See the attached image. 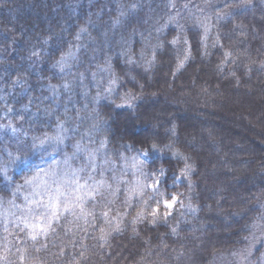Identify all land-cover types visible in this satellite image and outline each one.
Returning <instances> with one entry per match:
<instances>
[{
  "label": "trees",
  "instance_id": "obj_1",
  "mask_svg": "<svg viewBox=\"0 0 264 264\" xmlns=\"http://www.w3.org/2000/svg\"><path fill=\"white\" fill-rule=\"evenodd\" d=\"M186 2L0 0V125L17 129L0 127V163L9 161L8 152L31 144L32 137L55 134L63 122L59 167L56 162L44 172L64 170L65 153L71 155L77 142L86 151L71 165H87V150L98 148L106 136L109 142L97 154L92 175L99 178L103 172L110 182L113 175L131 180L132 172L117 154L132 156L135 148L129 151L122 144L162 147L172 140L195 164L192 189L180 186L198 208L193 213L179 206L156 224L150 216L132 224L142 205L133 199L126 206L121 184L118 197L106 194L86 205L94 219L62 215L54 232L34 242L29 229L16 227L31 191L13 190L23 183L24 171L16 174L11 165L8 175L15 181L0 176V206L12 215L0 219V249H6L8 264H220L223 256L244 246L254 221L264 222V0L223 2L208 12V31ZM219 13L230 15L219 18ZM188 47L191 57L178 71ZM153 55L149 66L146 60ZM113 75L118 82L109 95L105 89ZM130 90L138 96L134 110L117 108L119 97ZM93 109L107 121L98 129L92 127ZM150 118L155 130L145 123ZM172 123L178 139L167 132ZM24 151L25 161L35 157ZM105 156L115 165H105ZM165 159L152 154L146 169L163 165L168 184L183 163ZM107 199L114 203L106 208ZM108 209L109 220L121 221L118 232L102 216ZM101 229L110 233L107 242L99 239Z\"/></svg>",
  "mask_w": 264,
  "mask_h": 264
},
{
  "label": "snow or ice",
  "instance_id": "obj_2",
  "mask_svg": "<svg viewBox=\"0 0 264 264\" xmlns=\"http://www.w3.org/2000/svg\"><path fill=\"white\" fill-rule=\"evenodd\" d=\"M137 7L136 4L130 5V9L135 10ZM172 7H175L172 4ZM187 7V5H185ZM123 11L121 15H125ZM230 15V13H219L218 17L223 18L224 16ZM172 19V18H170ZM119 22V21H117ZM177 27L181 28L182 26L177 24ZM85 29H82L84 31ZM207 31V29L205 30ZM180 38H174L170 43L176 45L179 42ZM160 47V45H157ZM37 55V53H33ZM66 55H72L71 52ZM143 56V52L141 53ZM231 53H225V56H230ZM191 51L190 47L184 49V57L177 64V70L179 71L184 67L185 62L190 59ZM64 57H61L63 60ZM155 56L153 55L151 60H146V64L149 66L154 63ZM129 62H134L132 57H129ZM58 64L61 61L57 62ZM61 70H63L61 66ZM133 79H135L133 77ZM118 77L113 75L112 79L108 82V87L105 89L106 93L109 95L114 91V87L117 85ZM55 87V86H53ZM67 87V85H65ZM142 87V86H141ZM94 99H98L94 98ZM120 103L116 104L117 108L127 107L129 110H134L138 96L131 90L124 95L119 97ZM115 103V101H113ZM93 112V129H98L99 125L107 124V121L104 117L100 116L95 109ZM2 128H12V131L15 132L17 129L11 124L0 125ZM66 129L64 128L63 122L57 123L56 132L53 135L47 133L44 134L43 138L39 136L32 137L31 144H25L17 152H8L9 161L6 163H0V176L5 180L11 182V177L8 175V168L11 165L22 164L25 160L28 159L27 154L24 149L26 148L29 152H38V151H47L49 148H55L57 151L60 150V146L64 144ZM168 134L171 137L178 139L177 126L172 123V126L167 130ZM108 138L105 136L99 144V147L96 149L87 150V160L88 164L81 166L79 168H73L71 161L78 157L79 153L85 152L86 149L82 147L80 142H77L73 145V152L71 155L65 153L63 164L66 166L64 170L57 171L56 169L50 168L47 172H44L43 169H37L33 175L24 177L23 183L16 185V191L19 192L22 188L27 185L32 189L28 195L25 196L27 204L24 206L25 213L19 217H16V221L19 223L16 224V227L24 225L25 228L29 229L28 238L34 242H38V238L43 236L47 238L49 234L54 232L53 225L55 222L61 219L62 215L68 214L72 215L77 219H84L87 221L88 217L95 218L93 213L88 211L86 205L95 201L97 197L101 199H106V194L111 197H118L121 191L120 185H125V198L124 204L126 206H131V201L136 199L142 205V209L136 212L135 217L132 219L131 223L136 224L137 221H143L147 216L151 217V223L156 224L161 218L167 219L172 215V210L175 209L176 205L179 204L181 207L185 208L189 212H196L198 208L191 203V197H188L185 193L177 192H166L162 190V177L165 176L167 169L161 165L155 171H146L148 166V160L152 154L158 153L162 157H166L165 163H171L172 160L179 161L183 163V167H180L177 172L174 173V178L172 180V186L174 187L179 180L181 183H186L189 187V190L193 187V181L191 179L195 164L191 161V157L186 155L184 152L176 148L174 141L170 140L168 143L163 144L161 147L156 142H151L148 146L136 148L134 143L122 144V148H126L129 151L135 148V155L126 156L123 152H118L119 159L123 162L124 169H132L133 177L132 180L125 179L124 175H113L111 182L108 178L100 173L99 178H96L92 175V172L96 171L95 160L97 154L106 149L108 144ZM116 161L112 160L110 157L105 156L104 164L105 165H115ZM155 163V161H153ZM57 167H59V162H57ZM86 168H91V171L87 173L86 176H81V173H84ZM91 181V183L89 182ZM184 196L188 200V203L185 204L184 200H181L180 197ZM146 197V199H145ZM13 203V201H9ZM114 203V200L107 199L105 207ZM19 207V206H17ZM164 208L165 211L161 213V208ZM151 209L150 212L145 213V209ZM111 209L102 212V216L106 221L111 225L112 231L121 230V221L116 220L115 217H112L111 220L108 219ZM77 213L79 215H77ZM121 217L127 215V213L119 214ZM264 219V216L260 217ZM115 220V224H112V221ZM5 232L8 230L7 223L3 224ZM135 232V229H133ZM99 239L107 242V237L110 233H106L104 229L100 230ZM172 233H176V228H172ZM42 247L46 248V245ZM6 249H0V264H8L7 257L3 255V252ZM19 251V250H18ZM21 261L25 259L22 255L20 257Z\"/></svg>",
  "mask_w": 264,
  "mask_h": 264
},
{
  "label": "rangeland",
  "instance_id": "obj_3",
  "mask_svg": "<svg viewBox=\"0 0 264 264\" xmlns=\"http://www.w3.org/2000/svg\"><path fill=\"white\" fill-rule=\"evenodd\" d=\"M178 1L179 0H173L174 3H177ZM186 1H187L186 5H187L188 10H191L192 12H198L199 13L198 16H202L201 22L205 26V29H207L208 31L209 30L208 18L210 14V13L208 14V12H215L214 10H212L213 8H216L223 2L225 1L227 2L229 0H186ZM242 2L246 5H249L252 3V0H242ZM145 123H147V126L149 128H151L152 130H155L156 126L152 118H150L148 121H145ZM235 126L239 127L237 124ZM63 145L60 146L59 151H57L55 148H49L47 151L35 152V157L33 156L28 161H25L22 164L15 166L16 174H21L24 171V177L31 176L34 174V172L37 169H43L49 166L50 164L56 163L59 159L58 158L59 154H61V149L63 148ZM207 166L209 168V166L211 165L208 163ZM145 170L152 171L149 169H145ZM129 171L132 172V178H131L132 180L134 179L133 170L129 169ZM211 173L213 174L214 171H211ZM10 176H11V182H14L15 175L10 174ZM24 177H23V180H24ZM172 177L174 178L173 175ZM165 179H166V173H165V176L162 177V181H163L162 190L166 192L184 193L183 189L180 186L181 182L179 180L177 181L176 185L173 187L172 181L166 184ZM16 185L13 190H16ZM24 189L30 190L32 192V189L28 187L27 185H25V187L22 188L21 190H24ZM180 199L184 200V196H181ZM179 206L180 205L177 204L175 209ZM174 210H172V213ZM161 211L163 212L165 211V209L163 208L161 209ZM145 213H146V209H145ZM11 216L12 215L10 211H7L6 209L0 206V219L7 221L11 218ZM223 257L224 258L220 259L221 261H219L220 264H264V222L259 221V220L254 221L252 223L251 234L248 236V239L244 243V246L233 249L232 251H230L228 254H226Z\"/></svg>",
  "mask_w": 264,
  "mask_h": 264
}]
</instances>
